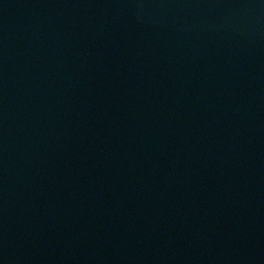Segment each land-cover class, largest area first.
Listing matches in <instances>:
<instances>
[{"label":"water","instance_id":"obj_1","mask_svg":"<svg viewBox=\"0 0 264 264\" xmlns=\"http://www.w3.org/2000/svg\"><path fill=\"white\" fill-rule=\"evenodd\" d=\"M0 264H264V0H0Z\"/></svg>","mask_w":264,"mask_h":264}]
</instances>
